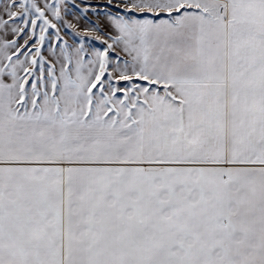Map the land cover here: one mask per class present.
I'll list each match as a JSON object with an SVG mask.
<instances>
[{
    "label": "snow or ice",
    "instance_id": "1",
    "mask_svg": "<svg viewBox=\"0 0 264 264\" xmlns=\"http://www.w3.org/2000/svg\"><path fill=\"white\" fill-rule=\"evenodd\" d=\"M0 264H264V0H0Z\"/></svg>",
    "mask_w": 264,
    "mask_h": 264
},
{
    "label": "rangeland",
    "instance_id": "2",
    "mask_svg": "<svg viewBox=\"0 0 264 264\" xmlns=\"http://www.w3.org/2000/svg\"><path fill=\"white\" fill-rule=\"evenodd\" d=\"M92 2H95V0H92ZM69 19H71V18H69Z\"/></svg>",
    "mask_w": 264,
    "mask_h": 264
}]
</instances>
